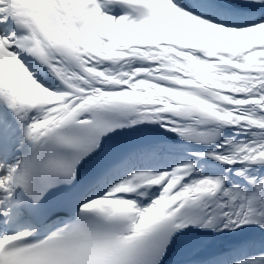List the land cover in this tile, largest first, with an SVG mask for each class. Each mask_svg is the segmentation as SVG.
Wrapping results in <instances>:
<instances>
[{"label":"snow or ice","instance_id":"6c2138e0","mask_svg":"<svg viewBox=\"0 0 264 264\" xmlns=\"http://www.w3.org/2000/svg\"><path fill=\"white\" fill-rule=\"evenodd\" d=\"M0 264H264V0H0Z\"/></svg>","mask_w":264,"mask_h":264}]
</instances>
